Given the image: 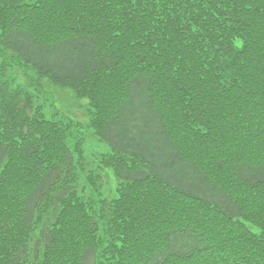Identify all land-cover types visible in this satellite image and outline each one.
I'll return each mask as SVG.
<instances>
[{
	"label": "trees",
	"instance_id": "1",
	"mask_svg": "<svg viewBox=\"0 0 264 264\" xmlns=\"http://www.w3.org/2000/svg\"><path fill=\"white\" fill-rule=\"evenodd\" d=\"M0 264H264V0H0Z\"/></svg>",
	"mask_w": 264,
	"mask_h": 264
},
{
	"label": "rangeland",
	"instance_id": "2",
	"mask_svg": "<svg viewBox=\"0 0 264 264\" xmlns=\"http://www.w3.org/2000/svg\"><path fill=\"white\" fill-rule=\"evenodd\" d=\"M21 70L22 69H17L15 67H9L5 70L3 77L11 80L10 78L14 76L18 85H24L25 81L20 72ZM24 73L27 72L24 71ZM31 73L37 81H34V85L29 89H26V91H28L30 95L31 92L40 94V97H38L39 99L33 98L34 100H32V102H34V105L37 106L41 113H44L48 119L53 120L56 117V112L64 111V113L69 116H74L82 121H87V100L85 98H76L75 93L71 88H64L61 84L59 85L54 83L53 80L51 81L47 76L38 77L33 70ZM11 85L12 84H10V86ZM106 148V145L97 140L88 130L87 137L85 136L84 139V150L86 151V154L92 153L89 155H95V153L104 151ZM109 181L112 183V179H109ZM111 183L109 184L107 180L103 190L104 195L110 190L112 186ZM89 192H91V190H89Z\"/></svg>",
	"mask_w": 264,
	"mask_h": 264
}]
</instances>
